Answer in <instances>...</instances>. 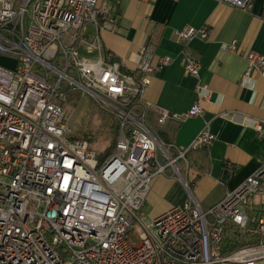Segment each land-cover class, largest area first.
Here are the masks:
<instances>
[{"label": "built area", "instance_id": "1", "mask_svg": "<svg viewBox=\"0 0 264 264\" xmlns=\"http://www.w3.org/2000/svg\"><path fill=\"white\" fill-rule=\"evenodd\" d=\"M218 1L252 8V0ZM117 21L112 0H0V56L14 60L13 69L0 66V264H264V163L207 209L190 200L143 221L151 180H182L187 153L214 136L205 121L184 149L155 137L142 97L172 58H155L148 43L128 71L100 38ZM207 34L184 28L175 37L188 43ZM222 48L237 51L235 41ZM181 64L197 102L163 111L159 123L203 116L209 89L200 63L182 54ZM245 65L240 83L252 86V72L264 77V56L250 52ZM74 94L118 125L115 150L102 161L87 140L72 137L66 108ZM252 128L264 140V120Z\"/></svg>", "mask_w": 264, "mask_h": 264}, {"label": "crops", "instance_id": "2", "mask_svg": "<svg viewBox=\"0 0 264 264\" xmlns=\"http://www.w3.org/2000/svg\"><path fill=\"white\" fill-rule=\"evenodd\" d=\"M112 3L118 21L114 32L100 34L106 51L121 60L128 71H135L138 50L148 43L154 46L155 58H172L169 65L150 76L142 97L146 122L155 137L184 149L205 121L210 122L214 136L208 147H196L187 153L188 171L183 172L182 180L170 175H157L151 180L141 210L152 219L190 200L207 209L264 163V140L258 139L252 128L253 119L264 120V77L252 72V86L240 83L245 56L250 52L264 56V0H252L249 13L218 0ZM201 27L208 31L206 39L188 43L176 40V31ZM232 41L236 43L235 53L222 48ZM182 54L199 61L200 80L209 89L208 99L201 102L203 116L186 121L167 118L159 123L163 111L179 114L197 102L195 80L185 73ZM226 163H232L234 170L226 171Z\"/></svg>", "mask_w": 264, "mask_h": 264}, {"label": "rangeland", "instance_id": "3", "mask_svg": "<svg viewBox=\"0 0 264 264\" xmlns=\"http://www.w3.org/2000/svg\"><path fill=\"white\" fill-rule=\"evenodd\" d=\"M86 29L89 30V28ZM0 66L13 69L14 60L0 56ZM72 96L66 108L69 113H73L69 125L71 134L77 137L86 135V139L90 140V148L99 155L109 146L112 118L109 114L97 108L88 96L83 99L78 94ZM177 167L182 170L184 165L179 162ZM140 213H144L143 221L149 223L145 210L142 209ZM132 241L137 243L134 238H132Z\"/></svg>", "mask_w": 264, "mask_h": 264}, {"label": "trees", "instance_id": "4", "mask_svg": "<svg viewBox=\"0 0 264 264\" xmlns=\"http://www.w3.org/2000/svg\"><path fill=\"white\" fill-rule=\"evenodd\" d=\"M112 118V117H111ZM109 134H111L110 137V142H109V146L106 148V150L98 155V159L99 161H102L105 157H107L108 155H110L111 153H113V151L115 150V145H116V141H117V136H118V125L117 123L113 120L112 118V123L110 126V132ZM82 135V134H81ZM74 139L79 138V139H86V135H82L80 137L77 136H72ZM90 143V140H87ZM228 177L227 175L225 176V178Z\"/></svg>", "mask_w": 264, "mask_h": 264}]
</instances>
